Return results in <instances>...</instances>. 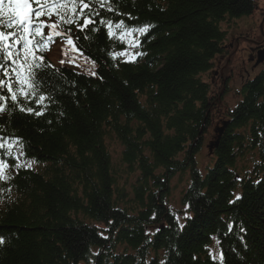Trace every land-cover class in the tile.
<instances>
[{
  "label": "trees",
  "instance_id": "obj_1",
  "mask_svg": "<svg viewBox=\"0 0 264 264\" xmlns=\"http://www.w3.org/2000/svg\"><path fill=\"white\" fill-rule=\"evenodd\" d=\"M256 6L107 0L91 5L98 31L64 26L96 75L41 69V116L20 111L39 108L19 93L0 100V264H264V67L233 107L210 80L227 30ZM100 20L137 31L136 59L113 58L120 30L110 38ZM209 138L201 173L195 154ZM182 172L179 218L167 191Z\"/></svg>",
  "mask_w": 264,
  "mask_h": 264
},
{
  "label": "snow or ice",
  "instance_id": "obj_2",
  "mask_svg": "<svg viewBox=\"0 0 264 264\" xmlns=\"http://www.w3.org/2000/svg\"><path fill=\"white\" fill-rule=\"evenodd\" d=\"M94 2L99 3L101 8L107 4V0H0V60L6 62L0 63V90H6L8 94L7 97L0 96V100L10 97L13 102H17V93H19L29 102L34 100L39 108L37 110L21 106L20 111L36 116L43 115L44 101L48 97L42 93L37 95L39 91L37 81L41 69L55 70V66L45 64L44 57L40 53L47 50V46L54 42L53 37L60 36L67 45L64 55L67 57L69 52L72 53L67 61L62 59L61 64L67 62L74 67H81L82 65L77 63L78 60L83 59L88 62L90 58L85 56L83 49L77 45L80 37L73 38L70 35L71 27L65 31L64 26L75 25L79 32H84L92 25L90 30L98 31L99 29L95 27L97 23L95 17L100 13L91 7ZM107 10L113 11L110 6ZM52 17H55L54 21ZM99 23L105 26L110 38L116 35L114 28L119 29L122 42L125 35L131 34L132 31L124 28L123 21L115 25L111 21L104 20H100ZM45 29L48 30L47 33ZM140 31L146 32L147 28ZM111 55L115 59L117 55H126V53ZM91 64L94 68L95 61H91ZM91 74L96 75L95 72ZM4 110L5 106L0 105V112ZM4 147L5 145L0 143V148ZM7 167V162L0 160V179L5 178ZM2 242L0 240V243Z\"/></svg>",
  "mask_w": 264,
  "mask_h": 264
},
{
  "label": "rangeland",
  "instance_id": "obj_3",
  "mask_svg": "<svg viewBox=\"0 0 264 264\" xmlns=\"http://www.w3.org/2000/svg\"><path fill=\"white\" fill-rule=\"evenodd\" d=\"M255 12L250 16L247 17L245 20H238L236 22L237 26H231L227 30V41L226 45L228 46V53L224 55V60H227V67H231L232 69H237L240 63L242 67L246 70L240 71L238 74H234V76L229 80V90L227 93L222 95L221 102L225 106L231 107L236 102V90L239 89L241 83L246 78L250 77L254 72H250V69L253 68L252 63L248 60V56L251 51L255 50V53L252 54L256 55V52L259 48L264 46V0H257ZM237 37H240L239 39ZM125 43L121 44L122 49L121 52L125 53L126 49L127 52L130 49L134 48L136 40L133 38V33L125 35L124 37ZM66 48V47H65ZM63 41L61 39L55 40L49 52V59L52 63L58 64L63 59ZM69 56L72 55L71 52L68 54ZM126 57V55H124ZM69 57H65L64 60L67 61ZM243 61V63L241 62ZM78 64H81V67H74L71 63H63V65L73 69L76 72H80L86 75H92L91 73L94 72V68L92 67L91 60L89 59L88 62H85L83 59L77 61ZM221 64H224L222 60ZM227 67L224 70L227 71ZM221 69V68H220ZM220 69L218 71H220ZM256 70V68L254 69ZM224 71V72H226ZM215 78L219 79L218 72ZM218 82V81H217ZM234 95L232 94V91ZM230 93V94H229ZM208 141L202 142L199 146L198 153L195 154V161L197 169L202 173L205 170V162L209 163L212 159L209 157L208 151L205 147ZM117 149V148H116ZM198 154V155H197ZM38 167V164L36 165ZM181 181L178 179H173L171 182V190L169 194V203L178 209L179 205V198L181 192L185 186L186 181V173L182 172Z\"/></svg>",
  "mask_w": 264,
  "mask_h": 264
},
{
  "label": "water",
  "instance_id": "obj_4",
  "mask_svg": "<svg viewBox=\"0 0 264 264\" xmlns=\"http://www.w3.org/2000/svg\"><path fill=\"white\" fill-rule=\"evenodd\" d=\"M264 58V49L260 50L257 54V62L261 61Z\"/></svg>",
  "mask_w": 264,
  "mask_h": 264
},
{
  "label": "bare ground",
  "instance_id": "obj_5",
  "mask_svg": "<svg viewBox=\"0 0 264 264\" xmlns=\"http://www.w3.org/2000/svg\"><path fill=\"white\" fill-rule=\"evenodd\" d=\"M168 193L170 194V191H169V190L167 191V194H168ZM131 264H135V263H134V262H131Z\"/></svg>",
  "mask_w": 264,
  "mask_h": 264
}]
</instances>
